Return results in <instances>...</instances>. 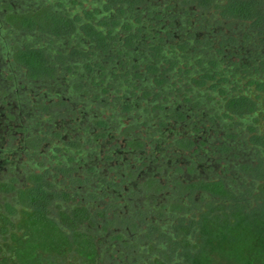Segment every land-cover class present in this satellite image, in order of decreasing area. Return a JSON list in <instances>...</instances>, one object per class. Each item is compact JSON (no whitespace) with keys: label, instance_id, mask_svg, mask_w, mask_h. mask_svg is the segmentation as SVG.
Segmentation results:
<instances>
[{"label":"trees","instance_id":"trees-1","mask_svg":"<svg viewBox=\"0 0 264 264\" xmlns=\"http://www.w3.org/2000/svg\"><path fill=\"white\" fill-rule=\"evenodd\" d=\"M3 1L0 55L36 91L34 148L57 153L0 183V245L27 236L26 264H216L218 245L264 264V0Z\"/></svg>","mask_w":264,"mask_h":264},{"label":"flooded vegetation","instance_id":"flooded-vegetation-1","mask_svg":"<svg viewBox=\"0 0 264 264\" xmlns=\"http://www.w3.org/2000/svg\"><path fill=\"white\" fill-rule=\"evenodd\" d=\"M8 14L4 10V1L0 0V52L5 50L3 47L6 42H12L10 39H5V35L8 36L14 31L6 22ZM14 14H18V11ZM5 55H7L5 60H8L6 63L10 64L12 62L10 54L7 52ZM3 58L2 52L0 55V183H10L12 180H18L21 174H47L46 171H40L37 164H40L42 156L48 160L55 157L57 141L49 139L39 150L34 148L36 138L34 127L36 123L39 121L43 123L46 119L42 116L36 117L38 111L33 100L36 94L34 86L25 84L26 87H20L17 71L12 73L3 62L5 61ZM171 175L175 179L183 176L176 173ZM12 184L18 187L17 183L12 182ZM167 196L175 201L180 199L174 187L171 192H167ZM182 200L187 201V197ZM2 254L3 252H0V257L4 259ZM107 254L114 256L113 251Z\"/></svg>","mask_w":264,"mask_h":264},{"label":"rangeland","instance_id":"rangeland-1","mask_svg":"<svg viewBox=\"0 0 264 264\" xmlns=\"http://www.w3.org/2000/svg\"><path fill=\"white\" fill-rule=\"evenodd\" d=\"M189 202H187V203H189ZM186 205H188V204H186ZM27 240H28L27 236L23 237V239L21 240V242L19 244H17V245L14 244V245H12V247H11V245L8 246L9 250H6V248L3 245H0V250H1V252H3L2 255H4V259L0 257V264H5V263L6 264H26V262H23L22 260H20L18 254H19V252L24 250ZM161 241L162 240H160V241L156 240V242L158 244L157 249H163V248H161V246L163 245ZM103 246L104 245H102V247ZM214 247H216V245L215 246L213 245V247H211V245H208L204 248V251L211 253V251H213ZM116 248H118V246ZM164 249H166V248H164ZM214 251H215V249H214ZM227 253H228V248H226V246L218 245L217 251L214 254L215 257H218V258H216V264H244V263H237L232 258H228ZM41 258H45V257L41 256ZM41 261H42V264H76V262H77L74 259V257H72L70 255H67V256L62 257V258H57V257L51 258V257H49V258H46L45 260L42 259ZM254 263L258 264L257 261H254ZM28 264H31V263H28Z\"/></svg>","mask_w":264,"mask_h":264}]
</instances>
